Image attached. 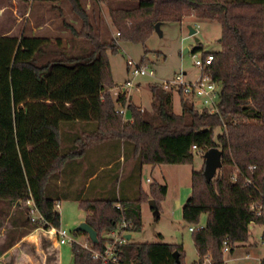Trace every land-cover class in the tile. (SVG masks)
Segmentation results:
<instances>
[{"label":"trees","instance_id":"16d2710c","mask_svg":"<svg viewBox=\"0 0 264 264\" xmlns=\"http://www.w3.org/2000/svg\"><path fill=\"white\" fill-rule=\"evenodd\" d=\"M68 1L80 22L78 29L67 25L68 29L73 39L85 41L78 52L54 50L48 55L45 47L49 40L45 37L0 35V124L5 133V163L0 164V179L8 170L15 189L14 194L4 198L6 206L0 205V225L8 219L12 227H21L7 232L0 250L38 227L29 219L27 198L33 200L43 216L45 228L60 226L55 204L70 198L78 201L86 213L85 221L98 237L97 242L88 238L90 248L76 241L72 243V264H111L92 256L94 251H104L106 243L112 240L106 233L142 229L141 204L145 192L139 189L131 197L128 188L131 179H136L143 164L191 163V145L196 144L201 149L220 148L223 164L210 181L203 175L204 167L191 173V194L182 205V219L187 224L197 223L202 213L207 214L205 226L191 230L198 254L191 264H228L222 251L224 239H228L229 251L233 252L237 245L250 239L251 224L264 221V0L107 1L110 19L121 41L144 43L155 31L156 22H180L191 11L199 20L219 22L221 49L212 52V63L204 70L221 84L216 113H209L204 107L199 109L180 90L177 94L181 111L177 113L173 110V91L157 84L149 87L151 111L135 104L132 97L126 100L122 94L113 95L109 91L115 82L108 52H116L118 46L107 33H101L94 14L80 0ZM92 64L96 67L97 83L95 118H62L57 124L42 122L38 136L50 130L49 139L54 145L46 152L41 145L44 151L35 157L28 147V116L19 93L22 71L28 69L36 80L42 81L56 66L73 69ZM118 103L126 106L129 119L116 111ZM108 142L117 146L116 159L97 166L88 163L83 175L94 180L106 167L118 163V170L120 162H131L127 184L120 185L118 193L112 190L105 197L84 198L83 192L73 194L67 184L63 185L61 177L67 178L76 168L79 171L82 167L79 160ZM126 144L131 146L128 156L121 153L126 151ZM250 165L255 167L250 169ZM113 171L111 181L118 180L116 170ZM104 185L105 182L102 188ZM150 190L158 192L160 199L167 187L157 184ZM14 200L19 204L10 213ZM80 233L87 234L74 231ZM158 236L162 238L161 234ZM116 250L120 264H184L182 246L177 244L126 240L118 243ZM175 250L179 252V261L173 256ZM260 264H264V258Z\"/></svg>","mask_w":264,"mask_h":264},{"label":"rangeland","instance_id":"374dc122","mask_svg":"<svg viewBox=\"0 0 264 264\" xmlns=\"http://www.w3.org/2000/svg\"><path fill=\"white\" fill-rule=\"evenodd\" d=\"M107 1L80 0L81 4L91 14H94L101 33H107L118 46L116 52H108L110 70L115 82L109 91L113 95L120 89L118 84L131 77L127 71L128 59L137 63L141 62L154 71L152 76L135 77L134 85L128 88L129 94H131L130 98L132 97V101L141 108L152 110L149 90L151 84L161 85L160 82L163 80L171 79L182 72L186 73V80L193 79L201 72V69L194 63L193 54L200 57L203 53L216 52L221 49L219 22L217 20H199L194 15V11L184 16L180 22L162 23V34L159 35L154 31L144 43L118 40L119 35L110 19ZM67 25L76 29L80 27L78 17L73 12L68 0H0V35L19 37L23 34L45 37L49 40L45 47L48 55L54 50L76 53L79 46L85 44L82 38H72ZM188 25L197 30L195 35H189ZM196 37L199 39L198 41L195 40ZM74 41H76L75 44H73ZM195 48L197 50L193 52ZM185 49L188 51L185 52ZM19 93L22 99L21 105L28 116V147L35 157H39V151L43 149H45L44 152L51 151L54 145L49 139L50 130L46 129L41 133L42 135L38 136L37 131L40 130L39 126L42 122L57 124V121L62 118L77 120L95 118L97 100L95 64L78 66L73 69L56 66L50 75L43 77L42 81L36 80L30 70L24 69L20 75ZM196 105L199 109L202 108L201 105ZM173 110L181 111L180 98L175 91H173ZM39 115L43 116L38 117ZM124 116L129 119L128 113H125ZM4 138V129L0 124V164L5 163ZM41 145L44 147L43 149ZM62 146L67 147L64 143ZM130 148L131 146L126 144V151L122 150V155L128 156ZM116 151L118 149L115 142L105 143L102 145V149L96 152L93 149L90 150L85 159L79 160V163L82 162L79 171L78 168L74 171L70 170L68 177L72 180L68 177H61L63 185L67 184L73 194L83 192L84 198L109 196L112 190L118 193L119 186L124 187V184L126 185L129 181L127 175L129 169L127 164L129 163L120 162L121 168L118 170L116 167L118 163L112 168L106 167L94 180H87V177L83 175L88 163L92 162L93 166H97L100 162L105 161L107 164L110 159H116L114 156ZM203 167V156L196 151L193 152L191 163L142 165L140 173L136 175V179H131L128 186L131 197L136 196L139 189L145 192V201L141 204L142 229L132 232L130 241L181 245L184 264H191L197 259L198 254L189 227L205 226L207 214L202 213L197 223L187 224L182 219L181 208L191 194L192 170ZM113 170H116L118 180L111 181ZM85 181H87L86 185ZM104 182L105 185L102 188ZM157 184L167 187L165 195L160 199L158 192H150L151 187ZM14 193L13 180L7 170L0 179V199ZM150 199H155L157 203L154 200V205H151ZM56 210L60 214L59 227L66 229L79 244H88L87 234H74L75 227L85 221L86 217V213L79 207L78 201L70 198L61 199ZM251 225L253 226L250 227V239L247 243L237 245L233 252H223L226 263L260 264L261 258L264 257V221ZM37 229L42 233V242L49 246L54 238L47 234L43 226H39ZM116 232H119L118 229ZM158 234H161L162 238ZM30 248L25 247L23 250L30 252ZM71 253L72 243L61 244L57 250L59 264H72ZM246 255L248 256L246 257ZM52 256H55L54 253L50 258H53ZM37 257L42 260V255L41 257L37 255ZM205 262L208 263L209 260L206 259Z\"/></svg>","mask_w":264,"mask_h":264},{"label":"built area","instance_id":"2783aa9c","mask_svg":"<svg viewBox=\"0 0 264 264\" xmlns=\"http://www.w3.org/2000/svg\"><path fill=\"white\" fill-rule=\"evenodd\" d=\"M119 35V32H117ZM194 57V63L197 65L201 72L199 75L194 77L193 79L186 80V73L182 72L179 74H176L173 78L163 80L160 82L163 88L169 89L172 91H175L178 93L180 90L182 94L188 98L189 100H192L195 104H199L202 107H204L209 113H216L218 112V104L220 100V90H221V84L218 81H215L212 79L204 70H206L212 63L213 60V53L212 52H206L205 56L196 57L193 54ZM127 71L130 74V78L125 80L123 83L118 84L120 85V89L116 92V94H122L125 96V99L128 100L131 96L129 94L128 88L132 87L134 85L133 79L135 77L143 76V75H153V70L145 65H143L141 62L137 63L133 61L132 59L127 60ZM119 87V86H117ZM116 111L119 113H122L125 115L126 113V106L121 105L118 103L116 105ZM206 149H201L196 144L191 145V151L198 152L199 154H203V152ZM255 166L250 165L249 168L253 169ZM235 178V176L233 177ZM250 180L247 179L246 183H249ZM25 203L29 207V219L31 222L37 223L38 227L43 226L45 228V220L43 216L39 213L37 210L33 200L31 198H27L25 200ZM59 206V202H56L55 207ZM254 207V206H253ZM257 213L260 214V211ZM125 225V224H123ZM200 227H189L190 230H193L194 228H202ZM47 234L50 237H53L56 245L60 246L61 244L65 243H73L75 242V238L70 235L66 229L61 227H52L49 226L48 228H45ZM125 233L116 232V230L110 231L106 233V237L109 239H112L111 241L106 243V248L104 251H94L92 256L95 258H102L104 262H108L111 264H120L119 262V254L116 250V245L118 243L125 242L126 239L124 238ZM84 248H90L88 244L80 243ZM222 251L227 252L229 251V245H228V239L225 238L222 245Z\"/></svg>","mask_w":264,"mask_h":264},{"label":"crops","instance_id":"0c3cea01","mask_svg":"<svg viewBox=\"0 0 264 264\" xmlns=\"http://www.w3.org/2000/svg\"><path fill=\"white\" fill-rule=\"evenodd\" d=\"M130 166H131V162L127 164V167L130 168ZM18 204H19L18 200L13 201V203L10 205V213L13 212V210L18 206ZM0 205L6 206L4 199L0 200ZM12 229L20 230L21 227H12L8 219L4 220V222L0 225V247H2L7 232L9 231L10 233V230ZM37 230H38L37 227L31 229L24 235H21L20 237L16 238L15 242L12 245L7 247L6 249H3L2 251L0 250V264H59V257L57 254V250L59 246L56 245L55 240H52L51 242L52 245L51 244L49 245L50 246V250H49V246L47 245L48 246L47 247L44 244V242H42L41 240L42 233L38 232ZM9 235H12V233ZM25 247L26 248L31 247L30 252H25L23 250V248ZM52 253H54L55 256H52L53 258H50ZM37 255H40V257L42 255V260H40L37 257ZM247 256L248 255H246V257ZM50 261H52L53 263H51Z\"/></svg>","mask_w":264,"mask_h":264},{"label":"water","instance_id":"95a60500","mask_svg":"<svg viewBox=\"0 0 264 264\" xmlns=\"http://www.w3.org/2000/svg\"><path fill=\"white\" fill-rule=\"evenodd\" d=\"M188 29H189V35H195L197 32V30L194 27H192L191 25H188ZM154 30L159 35L162 34L161 22H156L154 24ZM195 40L198 41L199 39L196 37ZM186 51H188V49H185V52ZM202 156L204 159L203 175H204L206 181H210L215 176L217 170L222 167V164H223L222 163V150L216 146H213V147L206 149L203 152ZM149 203L151 205H154L155 202L153 199H150ZM74 231L86 232L89 239L92 242H97V240H98L96 230L92 226H90L86 221H82L81 223H79L75 227ZM124 238L126 240H130L131 233H125ZM173 256H174L176 261H179V252L177 250H175L173 252Z\"/></svg>","mask_w":264,"mask_h":264}]
</instances>
